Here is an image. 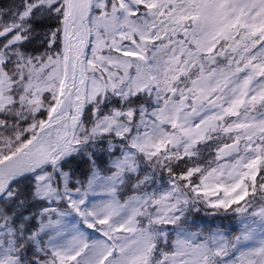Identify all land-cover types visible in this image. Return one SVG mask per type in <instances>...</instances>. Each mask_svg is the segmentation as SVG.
Here are the masks:
<instances>
[{
	"label": "snow or ice",
	"instance_id": "1",
	"mask_svg": "<svg viewBox=\"0 0 264 264\" xmlns=\"http://www.w3.org/2000/svg\"><path fill=\"white\" fill-rule=\"evenodd\" d=\"M0 264H264V0H0Z\"/></svg>",
	"mask_w": 264,
	"mask_h": 264
}]
</instances>
